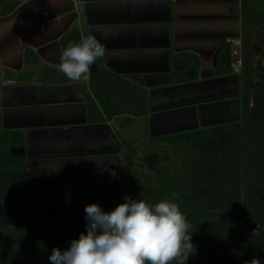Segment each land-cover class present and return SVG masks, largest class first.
I'll list each match as a JSON object with an SVG mask.
<instances>
[{
	"label": "crops",
	"instance_id": "obj_1",
	"mask_svg": "<svg viewBox=\"0 0 264 264\" xmlns=\"http://www.w3.org/2000/svg\"><path fill=\"white\" fill-rule=\"evenodd\" d=\"M243 3L0 0V129L23 133L33 189L104 181L159 139L240 122L244 77L218 50L240 44ZM77 31L104 45L105 70L72 81L58 65Z\"/></svg>",
	"mask_w": 264,
	"mask_h": 264
},
{
	"label": "trees",
	"instance_id": "obj_2",
	"mask_svg": "<svg viewBox=\"0 0 264 264\" xmlns=\"http://www.w3.org/2000/svg\"><path fill=\"white\" fill-rule=\"evenodd\" d=\"M244 1V0H243ZM250 8L242 14L244 21L257 20L258 25L264 29V0H249ZM19 3L9 5L5 14L13 12ZM245 6L243 5V9ZM237 14V13H236ZM80 34L77 31L73 37L75 43H79ZM64 41V39L62 40ZM233 45L224 41L221 43L218 53L224 56V61L230 62V53L232 54ZM103 57L98 58L95 64L91 66V73L104 71ZM233 69H228L223 74L232 73ZM217 74L222 71L217 69ZM176 79L175 82H186L196 79ZM253 96L259 104V111L252 110L249 114V95L243 94V115L240 122L205 129L200 132L174 135L157 140L165 146L181 143L182 140L192 144L202 157H189L193 167L201 175L199 179H192L187 175L181 177H172L168 174L161 164L159 153H150L149 155L139 158V160L148 167L149 178L146 184L141 179L125 178L119 179L115 183L106 184L105 181H91L78 184H71L57 189L60 194L70 193V198L57 207H46L38 203L41 196H48L49 192L38 193L33 189L30 181L28 170L25 166V142L23 133L20 131H4L0 129V216L16 218L25 231V228L34 229L41 225L43 232H48L51 220H78L81 224L82 231L79 228L59 235L58 243L54 246L42 244L40 237L34 238L31 243L35 249L31 250L21 247V240L18 234L13 231L0 233V264H51L49 256L53 249L67 250L70 241L79 239L81 233L86 234L87 221L85 219V208L90 204H98L103 211L110 212L127 201L125 196H131L133 200H144L151 205H155L164 199H168L180 206L181 212L186 216L191 225L189 231L192 233V239L199 238L201 241L206 237L209 226L204 220L206 214L213 213L215 209H226L231 212L243 213L245 210V196L243 197V186L238 179V174L243 170V162L248 150L247 141L255 140V133L262 128L263 132L258 136L263 139L264 133V90L256 91ZM192 141V142H190ZM188 157L189 151L185 149ZM133 159V157H132ZM232 170V176L227 175ZM94 185L93 188H90ZM233 189L234 197H230L226 190ZM80 195L76 196V194ZM177 194L175 197L173 194ZM217 205H214V202ZM224 203L230 204L226 206ZM236 209V210H235ZM49 220V221H48ZM64 221V220H63ZM252 225L251 234L255 229L258 235L256 239V252L237 250L234 247L229 256H237V262L231 259L234 264H249L257 256L264 264V240L259 235L262 228L261 223ZM205 241V240H204ZM218 245H209L204 248L203 252L197 255H191L187 264H224L228 263L226 258L227 252ZM35 252V255L33 254ZM229 262V263H230Z\"/></svg>",
	"mask_w": 264,
	"mask_h": 264
},
{
	"label": "rangeland",
	"instance_id": "obj_3",
	"mask_svg": "<svg viewBox=\"0 0 264 264\" xmlns=\"http://www.w3.org/2000/svg\"><path fill=\"white\" fill-rule=\"evenodd\" d=\"M243 14L246 13L248 8H250V1L244 0ZM240 44L235 46L233 53L234 63L237 64L240 73L244 77V92L249 95L250 105L249 114L252 110L260 109L259 104L255 100L253 94L256 91L264 90V29L258 25L257 20H245L243 25V33L240 39ZM255 112V111H254ZM262 128L255 133V140H248V150L246 152L245 160L243 162V170L239 171L238 179L243 188V197L245 196V210L243 213H237V211H229L226 209H221L213 211V213L206 214L204 220L209 226V231L206 237L200 240L199 238L192 239V244L195 246V255L203 252L204 248L209 245H218L223 248L228 259V263L224 264H234L231 259L237 262V256H229V252H232L234 247L238 250H245L251 252V255L257 253L256 251V239L255 236L251 234L252 225L254 223H261V237L264 240V136L263 139H259L258 136L262 133ZM264 135V133L262 134ZM192 142V141H190ZM185 149L190 150L188 157L185 156ZM159 153L162 158L160 161L161 166L167 169V172L172 177L182 175H187L192 179H199L201 176L197 172L196 168L193 167V163L189 157H202L198 149L192 148V144L186 141L179 142L178 146L157 145L155 147H148L147 150H140L136 153V156H123V159L118 168L109 174L106 178L105 183L111 184L115 183L119 179L125 178L141 179L145 184L151 179L149 178L148 167L143 164L139 158L145 157L150 153ZM199 153V154H198ZM133 157V159H132ZM230 177L232 176V170L227 173ZM91 185L90 188H93ZM226 193L230 197H234L235 191L233 189L226 190ZM80 193L76 194V196ZM70 193L60 194L58 191L54 190L46 196L43 195L38 200V203L46 207L57 208L61 206L64 201L70 198ZM217 201L214 202V205ZM226 206L230 204L224 203ZM236 210V209H235ZM64 220V221H63ZM51 220L49 221V231L43 232L41 225H37V228L33 230L25 228V231H21L23 225L14 218L7 217L4 218L0 216V233H5L7 231H13L18 234V238L21 240V247L33 250L34 238L42 236L39 241L44 245L54 247L59 240V235H64L66 232H71L74 229L79 228L82 231L81 224L78 220ZM35 246V245H34ZM35 255V252L33 251ZM193 254V255H194ZM229 254V255H228ZM257 256H253L256 258ZM230 262V263H229Z\"/></svg>",
	"mask_w": 264,
	"mask_h": 264
},
{
	"label": "clouds",
	"instance_id": "obj_4",
	"mask_svg": "<svg viewBox=\"0 0 264 264\" xmlns=\"http://www.w3.org/2000/svg\"><path fill=\"white\" fill-rule=\"evenodd\" d=\"M104 56L105 47L95 35L81 34L79 43L70 42L63 50L58 70L69 80L80 81ZM4 83L7 87L16 82ZM124 199L126 203L110 212L95 203L86 206V234L70 241L67 250L53 249L51 264H187L196 248L180 206L168 199L154 206L131 196ZM252 235H258L257 229ZM249 264L261 260L254 258Z\"/></svg>",
	"mask_w": 264,
	"mask_h": 264
},
{
	"label": "flooded vegetation",
	"instance_id": "obj_5",
	"mask_svg": "<svg viewBox=\"0 0 264 264\" xmlns=\"http://www.w3.org/2000/svg\"><path fill=\"white\" fill-rule=\"evenodd\" d=\"M242 37V36H241ZM234 50H232V53H233ZM232 55V54H231Z\"/></svg>",
	"mask_w": 264,
	"mask_h": 264
},
{
	"label": "built area",
	"instance_id": "obj_6",
	"mask_svg": "<svg viewBox=\"0 0 264 264\" xmlns=\"http://www.w3.org/2000/svg\"><path fill=\"white\" fill-rule=\"evenodd\" d=\"M234 54H236V53H234Z\"/></svg>",
	"mask_w": 264,
	"mask_h": 264
}]
</instances>
